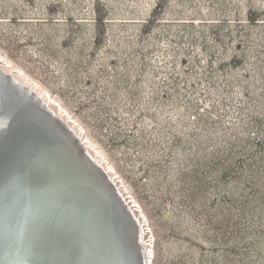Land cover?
I'll list each match as a JSON object with an SVG mask.
<instances>
[{
	"label": "rangeland",
	"instance_id": "374dc122",
	"mask_svg": "<svg viewBox=\"0 0 264 264\" xmlns=\"http://www.w3.org/2000/svg\"><path fill=\"white\" fill-rule=\"evenodd\" d=\"M0 69L114 184L149 264H264V0H0Z\"/></svg>",
	"mask_w": 264,
	"mask_h": 264
},
{
	"label": "water",
	"instance_id": "95a60500",
	"mask_svg": "<svg viewBox=\"0 0 264 264\" xmlns=\"http://www.w3.org/2000/svg\"><path fill=\"white\" fill-rule=\"evenodd\" d=\"M0 71L9 77L1 69ZM35 97L38 98L36 95ZM42 104L45 105L43 102ZM9 109L11 110H6L5 107L2 111L0 109V123H3V126H7L15 134L20 132L42 138L49 144L51 143L50 138L48 139L46 135L47 130L43 132L44 129L41 127L43 124L39 118H36V121L29 118V120H26L16 110H13L14 108L9 107ZM49 112L52 113L50 109ZM33 142L37 141L0 136V231H9V229L34 231L32 233L38 239L39 252L41 253H44L42 251L44 242L47 243L56 239L59 244L65 247L64 249L70 250V253L65 255L66 259L62 262L63 264H82L80 252L87 250L89 247L73 237V234L77 232V228L83 226V224L77 222L75 217L77 206H81V209H84L86 213L84 214L87 217L84 225L92 221L98 224H104L107 221L105 213L108 210L100 197L109 202L114 212L122 211L126 218L129 215L123 210L120 211L119 202L114 197L113 187L110 185L113 195L106 191V185L103 182L105 179L103 180L99 175L92 177L84 174L85 179L94 186L97 194L94 191L85 190L79 176L77 177V174L75 173V175L71 169V159L63 158L68 164L64 165L62 159L52 154L47 147L42 148ZM58 146L62 148L61 144H58ZM81 157L85 161V158H83L85 155L81 154ZM31 158L33 161L38 162V172L33 171L30 167L31 162H33ZM27 160H30V162H27ZM42 164L48 166L45 172L39 170V168H42L39 165ZM78 166L80 167V164ZM80 169L82 170L81 167ZM82 171L84 173V170ZM11 205L14 209L10 208ZM115 207H118L119 210ZM129 219H123L128 227L127 233H125V237H127L125 248L127 249L132 247L134 231L137 232ZM24 225L28 226L25 227ZM138 228L143 236L144 233L141 227L138 226ZM14 232L19 235L18 232ZM2 234H5V232ZM18 239V236L13 235L9 240V245L1 247L6 242L0 245V251L13 250L0 264H25L30 261H24L22 254L28 249L21 243L22 250ZM110 242L113 245V252L117 253L116 249L119 244L113 240ZM30 247L32 248L31 245ZM51 253H49V256H52ZM46 258L50 260L52 257L46 256ZM39 262L36 261L32 264H41Z\"/></svg>",
	"mask_w": 264,
	"mask_h": 264
},
{
	"label": "bare ground",
	"instance_id": "6f19581e",
	"mask_svg": "<svg viewBox=\"0 0 264 264\" xmlns=\"http://www.w3.org/2000/svg\"><path fill=\"white\" fill-rule=\"evenodd\" d=\"M35 93L28 88L26 85L18 82L13 76H5L0 71V109L1 111L4 109L11 110L10 108H14L13 110H16L18 114L21 115V117L25 118L26 120L29 119H38L43 124L41 127H43L44 131H46L47 138H50V144L46 142L42 138H37L30 135H25L22 133H16L12 130H9L7 126H3V123H0V136H10L12 138L18 137L19 139H25V140H31V141H37L33 142L36 143V145L42 147V148H48L49 151L54 154L56 157L61 158L64 165H68L63 158L71 159V169L73 173L77 174V177L79 176V179L82 182V187L85 190L94 191L95 194L96 190L94 189V186L90 184L88 180L85 179L86 176H92L95 177L99 175L101 178H103V182L106 185V191L113 195L111 186L113 187V190L115 192V199L119 202L118 205L120 206V211L123 210L126 212L129 217H125L123 212H114V209L110 207L109 202L103 200L102 197H100L107 208V213H105L107 221L104 224H98L96 222H91L88 224L84 223L86 222L85 219L87 218L84 216L85 211L84 209H81V206H77L76 208V220L78 223L83 224L80 227L77 228V232L73 234L75 239L78 241H81L82 243H85L86 246L89 248L87 250L81 251V263L82 264H149L152 262L151 256L148 253V250L143 248L142 245V233L141 230L138 228L139 223L130 212L128 207H126L125 202L123 199L119 196L117 191L115 190L113 184L110 182L107 176L104 175V173L101 171V169L96 164L95 160L89 155L88 151L83 147L79 139L76 137L75 133L71 131L70 128H68L57 116L53 115L51 112H49V109L42 104L41 99L35 97ZM29 118V119H28ZM36 121V120H35ZM36 130V129H33ZM58 144L62 145V148L58 146ZM81 154H84L85 161L81 159ZM33 157V156H32ZM74 159V160H73ZM31 161L32 158H31ZM70 161V160H69ZM27 162H30V160H27ZM48 163V162H47ZM80 164V167L78 164ZM30 164V163H29ZM32 170L35 172L37 171L38 162L33 161L31 162ZM42 166V168H39V170H43L45 172V169H48V166L45 165H39ZM69 168V166H67ZM35 169V170H34ZM70 170V169H69ZM77 170V171H76ZM53 172V170H51ZM75 171V172H74ZM94 172H96L94 174ZM75 174V175H76ZM85 174V175H84ZM109 183V184H108ZM111 183V184H110ZM111 185V186H110ZM82 188V189H83ZM109 204V205H108ZM118 206V207H119ZM118 207H115V209H118ZM10 208L14 207L11 205ZM123 219H129L134 227L136 228L137 232L134 231V243L132 247L128 250L125 248V241L127 240V237H125V233H127L128 227L123 222ZM25 226V225H24ZM28 226V225H27ZM25 226V227H27ZM134 228V229H135ZM6 230V229H4ZM13 230V231H12ZM14 231L18 232L16 234ZM5 234H2L4 233ZM34 231H30L28 229L25 230H14L9 229V231H0V245L3 242V245L1 247H5L9 245V240L13 235L18 236V240L20 241V248L23 250L22 244L25 245V247L28 249V251L23 252L22 257L24 258V261H28L25 264H32L33 262L40 261L41 264H63L62 262L66 259V254L70 253V250L64 249L65 247L62 246V244H59L56 239L50 240L47 243H43L42 241V251L44 253L39 252V246H38V239L35 237ZM132 233V232H131ZM115 240H114V238ZM111 240L116 241V243L119 244L118 248L116 249L117 253L113 252V245ZM54 243V244H53ZM32 246V248L30 247ZM119 249V252H118ZM150 250V249H149ZM12 249L10 250H4L0 251V263L5 260L6 256L9 253H12ZM37 251V253H36ZM51 253L52 256H49V253ZM72 253V252H71ZM131 253V254H130ZM149 255V256H148ZM152 255V254H151ZM52 257L50 260L46 258Z\"/></svg>",
	"mask_w": 264,
	"mask_h": 264
}]
</instances>
